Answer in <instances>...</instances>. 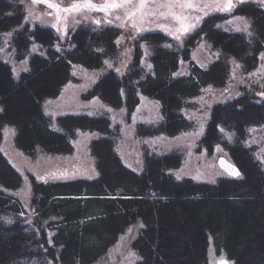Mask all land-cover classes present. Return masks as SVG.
<instances>
[{
    "label": "trees",
    "instance_id": "trees-1",
    "mask_svg": "<svg viewBox=\"0 0 264 264\" xmlns=\"http://www.w3.org/2000/svg\"><path fill=\"white\" fill-rule=\"evenodd\" d=\"M13 3L0 0V36L12 32L16 57L30 56L29 69L16 75L0 52V264H94L138 221L142 225L133 242L138 260L133 264H210L211 242L216 253L233 264H264V170L244 144L248 128L264 125V103L253 106L248 98L247 102L238 98L234 101L238 105L232 106L235 113L222 117L214 109L209 123V133L214 131L213 124L235 133L237 144L229 152L241 178L214 183L179 179L170 173L179 165L174 153H146L144 169L137 172L116 152L107 118L65 114L57 119L58 130L42 107L75 80L71 72L75 65L100 69L108 61L120 60L122 30L82 24L61 42L53 29L24 23L23 6ZM240 12L251 21L249 36L220 29L218 23L229 18L224 13L204 19L182 48L169 46L173 38L162 32L141 35L132 42L133 60L126 73L107 70L89 95L116 109L132 110L143 96L159 101L163 120L157 126L139 125L140 135H175L188 129L183 109L191 106L190 99L203 88L226 84L230 58L246 73L260 63L264 9L250 3ZM203 40L220 51L217 59L207 69L193 64L190 74L175 75L179 60L190 59V51ZM143 42L152 47L150 71L142 64ZM226 104L225 110L231 102ZM7 125L15 129L16 146L31 156L38 150L69 153L77 129H100L104 135L92 142L99 175L35 180L32 216L27 218L21 200L9 193L20 188L22 175L1 149ZM217 136L226 138L227 133ZM207 139L204 136L201 143Z\"/></svg>",
    "mask_w": 264,
    "mask_h": 264
},
{
    "label": "rangeland",
    "instance_id": "rangeland-1",
    "mask_svg": "<svg viewBox=\"0 0 264 264\" xmlns=\"http://www.w3.org/2000/svg\"><path fill=\"white\" fill-rule=\"evenodd\" d=\"M15 1L23 6L24 23L53 29L61 42H66L82 24L93 25L96 28L116 26L122 30V36L118 39L121 45L120 60L108 61L100 69H89L78 64L73 65L71 72L75 80L68 82L57 97L44 101L42 107L45 113L51 117L53 128L60 130L57 119L65 114H87L95 118L105 117L113 128L114 148L123 163L130 169L141 172L144 169L146 153L151 155L174 153L179 157V165L172 168L170 173L179 179L192 177L199 181L214 183L219 179L234 176L219 167L218 159L225 157L237 165L229 152L230 146L237 144L235 133L217 128L215 124H213V133H209V123L215 110H219L218 113L222 117L235 113L237 110L232 106L238 105L234 102L238 98L244 97L245 102L248 98L249 101H252L253 106L264 103V95H262L264 93V58H262L264 52L261 55L259 65L249 73L244 72L239 62L230 58V61L227 62L230 74L226 84L223 82L218 87H205L199 95L192 97L190 99L191 106L183 109L189 128L181 130L175 135L155 133L149 136L138 133L139 125L157 126L163 120L161 105L159 101L153 98L143 96L140 98L139 104L134 109L129 110L123 107L119 109L109 107L95 95L89 94L100 76L107 70L114 68L121 75L126 73L133 60L132 42L141 35L150 32H162L173 38V42L169 46L182 48L187 37L200 26L204 19L211 14L224 12L229 18L218 23L220 29L228 32H242L249 36L252 34L251 21L243 15L244 12L240 11L250 3L264 9V0H233L235 7L231 11L208 9L207 15L194 9L186 10V14L190 17H200V19H190L188 22L195 26L187 32L178 33L179 39L174 34L179 27V22L171 16L167 18L160 15L147 16L143 20L139 14L135 17L127 16L128 12L136 8L135 0L127 8H117L108 12L83 9L71 13L61 12L59 17L55 10L48 7L42 0L36 3L34 0ZM53 2L60 5L61 8H66L77 0H53ZM79 2L82 3L83 0H79ZM105 2L106 0H92V3L97 5H102ZM150 7L156 9V4H150ZM158 11H167V9H158ZM175 11L179 13L180 9L176 8ZM134 20L136 27H133ZM11 40L12 32L2 33L0 52L3 59L12 66L15 74L18 75L29 69L30 53L22 60L18 59ZM141 46L143 48L142 64L147 71H150L152 68V47L144 42ZM219 54V50L214 49L207 40H203L190 51V59L181 58L179 60V67L175 75L190 74L193 64L201 69H207ZM229 102H231V106L226 110L223 109ZM115 127L118 128L117 131L114 130ZM252 129L255 131H250ZM99 130L77 129V133L71 140L73 149L69 153L48 154L38 150L35 155L31 156L16 146L15 129L10 125L4 127L1 149L10 164L22 175L20 188L9 190V193L16 195L21 200L24 208L23 214H26L27 218L32 216L31 200L35 180L48 182L94 179L99 175L96 157L92 153L93 140L104 135ZM218 132L227 133V137L220 138L217 136ZM245 134L247 138L244 140V144L250 148L249 156L258 162L264 170V125L252 126L246 130ZM204 136L208 139L201 143ZM210 138H212L211 142L208 141ZM225 140L227 141L226 145L224 144ZM207 142L209 143L207 144ZM234 177L241 178L242 176ZM141 225V221H138L129 226L107 254L94 264L135 263L138 260V253L133 248V242L138 236ZM209 260L210 264H220L221 260L233 264L232 261L226 259L224 254L216 253L212 242L209 247ZM31 264H37V262L33 261Z\"/></svg>",
    "mask_w": 264,
    "mask_h": 264
},
{
    "label": "snow or ice",
    "instance_id": "snow-or-ice-1",
    "mask_svg": "<svg viewBox=\"0 0 264 264\" xmlns=\"http://www.w3.org/2000/svg\"><path fill=\"white\" fill-rule=\"evenodd\" d=\"M36 2H41V0H34V3ZM42 2L46 3L48 7L54 9L57 16L59 17L61 12L71 13L78 12L83 9H95L108 12L117 8H127L132 5L134 0H106V2L102 5L94 4L92 3V0H83L82 3L77 0V2H74L72 5L66 8H61L60 5L54 3L53 0H42ZM135 2L136 8L133 11L128 12L127 16L135 17L137 14H139L141 20L147 16L160 15L165 18L171 16L174 20L179 22V27L174 33L176 34L177 39H179L178 33L187 32L190 28L195 26L188 22L190 19H200V17H190V15L186 14V10L194 9L202 12L204 15H207L208 9L231 11L235 7L233 0H135ZM150 4H156V9L151 8ZM176 8L180 9L179 13L175 11ZM158 9H167V11H158ZM117 19H119V17H117ZM96 23H99V21H96ZM133 27H136L135 20L133 21ZM262 58H264V56H262ZM262 95H264V93H262ZM250 131L255 130L252 129ZM221 163L223 164L224 161H221ZM228 172L234 176L241 175L239 170L232 165L228 166ZM220 264H228V262L221 260Z\"/></svg>",
    "mask_w": 264,
    "mask_h": 264
},
{
    "label": "water",
    "instance_id": "water-1",
    "mask_svg": "<svg viewBox=\"0 0 264 264\" xmlns=\"http://www.w3.org/2000/svg\"><path fill=\"white\" fill-rule=\"evenodd\" d=\"M221 161H224V163L222 164ZM218 165H219V167H220L221 169H223V170H224L225 172H227L228 174H229V172H228V166H229V165L235 166V168L239 170V168H238L235 164H233V163H231L230 161H228L225 157H220V158L218 159Z\"/></svg>",
    "mask_w": 264,
    "mask_h": 264
}]
</instances>
